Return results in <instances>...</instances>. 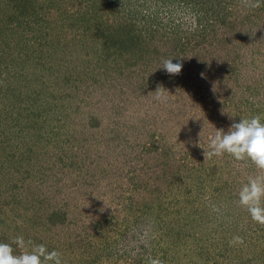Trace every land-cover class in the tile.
Segmentation results:
<instances>
[{
  "label": "rangeland",
  "instance_id": "obj_1",
  "mask_svg": "<svg viewBox=\"0 0 264 264\" xmlns=\"http://www.w3.org/2000/svg\"><path fill=\"white\" fill-rule=\"evenodd\" d=\"M256 115L264 0H0V242L63 264H264L238 203L255 166L203 155Z\"/></svg>",
  "mask_w": 264,
  "mask_h": 264
},
{
  "label": "clouds",
  "instance_id": "obj_2",
  "mask_svg": "<svg viewBox=\"0 0 264 264\" xmlns=\"http://www.w3.org/2000/svg\"><path fill=\"white\" fill-rule=\"evenodd\" d=\"M241 3L252 9L261 7V0H241ZM182 67L179 62L173 63V59H164L161 68L169 75H178ZM166 91L162 85H157L152 93H155L157 101L166 102ZM225 154L237 162L250 161L255 166L256 174L250 175L239 190L238 203L247 210L253 222L264 225V123L259 115L241 118L227 131L215 128L214 135L209 137L208 148L203 151L204 162ZM12 243L17 245L19 253L11 244L0 242V264H63L61 253L48 251L43 244L26 242L23 236H17ZM229 243L242 245L244 239L234 236ZM148 264H163V261L149 257Z\"/></svg>",
  "mask_w": 264,
  "mask_h": 264
}]
</instances>
